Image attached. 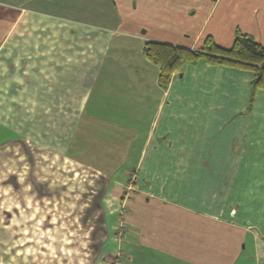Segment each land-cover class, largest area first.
Segmentation results:
<instances>
[{"label":"crops","instance_id":"obj_1","mask_svg":"<svg viewBox=\"0 0 264 264\" xmlns=\"http://www.w3.org/2000/svg\"><path fill=\"white\" fill-rule=\"evenodd\" d=\"M112 2L119 16L108 28L0 0V149L18 139L61 149L103 176L105 236L89 264H112L116 191L134 175L125 264H219L216 246L205 256L198 248L219 223L239 230L223 264H264V90L251 101L252 71L203 58L163 87L143 49L146 41L197 49L206 36L228 48L236 29L264 45V0ZM189 149L191 165L182 163ZM242 155L237 189L232 164ZM248 158H260L259 170ZM151 185L158 211L145 209Z\"/></svg>","mask_w":264,"mask_h":264},{"label":"rangeland","instance_id":"obj_2","mask_svg":"<svg viewBox=\"0 0 264 264\" xmlns=\"http://www.w3.org/2000/svg\"><path fill=\"white\" fill-rule=\"evenodd\" d=\"M8 1L108 28L116 26L119 16L112 0ZM177 73L180 72L174 73L169 82ZM148 156L143 160L148 161ZM171 158L181 161L177 154ZM259 159L251 163L248 158L247 168L253 172L259 170ZM193 160L194 154L190 155L189 149L182 163L191 165ZM244 160L242 155L232 164L240 167L234 178L237 189H245L246 178L241 167ZM134 177L122 191H116L121 200L115 218L118 250L111 256L112 264H125L119 245L126 240L128 217L131 221L128 209L132 205ZM103 185V176L98 171L67 157L61 149H49L20 139L8 142L7 149H0V264H89L105 236L102 214L108 206L100 201ZM180 187L179 182H173L174 197L181 195ZM146 189L150 191L145 193L150 201L148 205L145 203V209L149 206L158 211L162 200L154 196L157 187L151 185ZM234 197L237 201L240 194L236 192ZM215 216V220L223 222L224 217ZM205 232L198 248L203 246L205 256L206 251L210 253L216 246L219 264L225 263L227 253L233 251L237 241L238 228L219 223L212 229L205 228ZM191 234L184 239L188 240ZM171 237L175 240L179 236L173 233ZM192 245L196 246L195 241L189 244Z\"/></svg>","mask_w":264,"mask_h":264},{"label":"trees","instance_id":"obj_3","mask_svg":"<svg viewBox=\"0 0 264 264\" xmlns=\"http://www.w3.org/2000/svg\"><path fill=\"white\" fill-rule=\"evenodd\" d=\"M145 56L158 66V82L166 87L171 76L185 64L205 58L212 64H223L252 71L251 101L258 90H264V45L239 29H236L230 47L218 45L206 36L198 49H189L165 42L146 41ZM125 234V232H124Z\"/></svg>","mask_w":264,"mask_h":264}]
</instances>
